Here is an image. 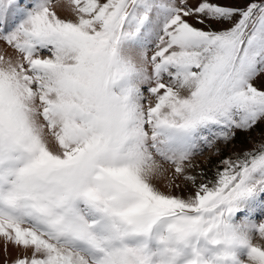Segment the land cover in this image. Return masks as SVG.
<instances>
[{
    "label": "snow or ice",
    "instance_id": "1",
    "mask_svg": "<svg viewBox=\"0 0 264 264\" xmlns=\"http://www.w3.org/2000/svg\"><path fill=\"white\" fill-rule=\"evenodd\" d=\"M0 264H264V0H0Z\"/></svg>",
    "mask_w": 264,
    "mask_h": 264
},
{
    "label": "rangeland",
    "instance_id": "2",
    "mask_svg": "<svg viewBox=\"0 0 264 264\" xmlns=\"http://www.w3.org/2000/svg\"><path fill=\"white\" fill-rule=\"evenodd\" d=\"M247 146V145H246ZM201 159H203V158H201Z\"/></svg>",
    "mask_w": 264,
    "mask_h": 264
}]
</instances>
